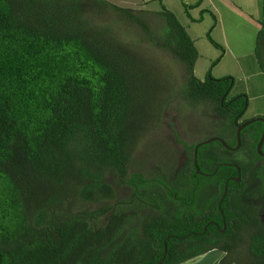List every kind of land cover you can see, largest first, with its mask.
Segmentation results:
<instances>
[{
	"label": "trees",
	"instance_id": "1",
	"mask_svg": "<svg viewBox=\"0 0 264 264\" xmlns=\"http://www.w3.org/2000/svg\"><path fill=\"white\" fill-rule=\"evenodd\" d=\"M93 6L85 10L73 0H0V264H182L219 243L214 228L203 233L212 218L210 211L196 208L199 188L174 186L168 174L130 171L140 141L136 131L146 123L136 122L144 64L116 35L114 17L140 27L150 42L184 65L181 98L192 107L209 105L220 137L230 145L248 96L228 99L235 83L231 76L215 79L209 73L204 81L195 76L196 42L171 10L163 6L158 12L165 23L158 36L143 10L108 0H95ZM201 13L211 14L217 24L211 10ZM206 37L224 53L210 31ZM255 54L264 72V28ZM262 133L261 125L250 148H256ZM196 144L186 145L187 166L193 169ZM213 145L198 150L201 172L212 173L217 162L232 155L228 150L215 155ZM207 156L214 162L205 164ZM232 158L243 173L253 166ZM189 171L205 186L224 170L214 177ZM109 174L127 189L124 199ZM91 203L98 207H83ZM233 241L220 250L230 254L220 264L237 263L232 252L241 241ZM251 248L264 254V238L252 239Z\"/></svg>",
	"mask_w": 264,
	"mask_h": 264
},
{
	"label": "rangeland",
	"instance_id": "2",
	"mask_svg": "<svg viewBox=\"0 0 264 264\" xmlns=\"http://www.w3.org/2000/svg\"><path fill=\"white\" fill-rule=\"evenodd\" d=\"M62 1V0H54ZM64 1V0H63ZM90 10L94 7L95 0H73ZM118 6L145 11L147 21L156 35H161L165 31V23L158 15L163 6L176 14L179 21L188 29L192 27V35L200 40L201 52L205 59H201L196 70V77L204 81L210 73L215 79H221L223 73L229 65H232V77L234 87L229 98L234 97L243 89L249 90L251 95L264 93V76H251L238 72V66L232 59H225L221 49L214 47L205 36L206 31L212 38L221 44L218 29L215 28L214 18L211 14H202L203 7L189 9L195 6L199 0H108ZM187 6V7H186ZM95 10V9H93ZM188 10V11H187ZM108 17V16H107ZM109 18V17H108ZM192 19H202L201 22L194 23ZM104 24H109L108 20H102ZM117 27L114 30L118 38L129 43L132 48L142 58L144 72L142 78L144 85L141 90L140 107L136 112L138 125L145 127L136 131L135 138L139 139L136 145L130 171L142 172L148 177L157 174H168L173 176L176 170H153L156 168L165 169L172 165V157L176 156V166L179 164L178 155L183 150V146L175 142V137H179L187 145L204 142L211 137H220L221 130L215 124V117L211 113L209 105H198L192 107L181 98L179 91L185 83L184 65L180 63L174 55L167 50L156 47L147 39L146 34L135 24L129 23L120 17H114ZM216 33H214V32ZM203 43V44H202ZM204 45L206 48H204ZM218 55V56H217ZM213 59V60H212ZM206 60L211 66L212 72L205 73ZM211 61V62H210ZM262 80V81H261ZM261 81V83H260ZM242 120H251L259 116H264V97L254 99L249 102L247 111ZM177 134V135H176ZM178 138V139H179ZM179 139V141H180ZM184 143V144H185ZM185 144V145H186ZM180 156V155H179ZM245 155H237L244 159ZM118 191V197L124 199L127 189L120 187L118 177L108 175ZM84 208L96 209V203L84 204ZM221 255L220 251H211L205 256L204 263L217 259Z\"/></svg>",
	"mask_w": 264,
	"mask_h": 264
},
{
	"label": "flooded vegetation",
	"instance_id": "3",
	"mask_svg": "<svg viewBox=\"0 0 264 264\" xmlns=\"http://www.w3.org/2000/svg\"><path fill=\"white\" fill-rule=\"evenodd\" d=\"M228 99L230 100L231 98L228 97ZM244 114L239 120L240 125L249 121L242 120L245 116ZM259 117L264 118V116ZM261 125L264 130L263 122H255L247 126L243 131L246 129H248V131L241 132V146L239 149L237 151L228 150V152L232 154L230 155L231 157H229L227 161L217 162L218 165L214 168L212 173L204 171H200L202 174L198 173L204 177H214L220 170H224L221 175L205 184V186H200V184L193 180L194 175L191 171H189L190 173L186 172V170L198 169L196 167V169H193L191 166H187V163L190 162V153L187 150V144L178 136L175 137V142L184 147L179 154L180 156L178 155L177 157L179 159V164L176 166V156H173L172 165L170 167H166L165 169H153L176 170L170 180L174 183V186H178L177 184H179L182 186V189L187 187L199 188V198L195 201L196 208L200 213L210 211L212 218L206 222L203 233L207 232V228H214L219 235L218 244L210 243V245L214 247L211 251L222 250L223 247L233 244V239L240 240L241 242L236 244L232 252V256L235 262H237L236 264H264V254L257 255L251 248L252 239L256 237L264 238V157L261 156L257 150L258 144L255 149L249 147V144L254 142L253 137L256 136ZM244 140H246V144H244ZM224 141L228 146L232 148L236 147L237 134L236 142H232V145L228 144L226 140ZM215 143L217 145L212 146L213 150L216 151L215 155H219L220 153L222 155L223 150L227 149L220 142H213L210 144ZM261 152L264 153V144L261 148ZM240 154L245 155L242 160H248L249 164H253V166H249V168L245 169L247 171L244 173L243 168L240 166V162L232 158V156ZM211 162H214L212 156H207L204 159L205 164ZM199 170H201L200 167ZM204 170L209 169L205 168ZM236 179H238V181ZM181 202L184 205L192 206V202ZM196 235H202V233H196ZM222 253L224 254V258L220 262L230 256L228 251H222Z\"/></svg>",
	"mask_w": 264,
	"mask_h": 264
},
{
	"label": "crops",
	"instance_id": "4",
	"mask_svg": "<svg viewBox=\"0 0 264 264\" xmlns=\"http://www.w3.org/2000/svg\"><path fill=\"white\" fill-rule=\"evenodd\" d=\"M201 2L202 4L200 7L211 10L217 16V24L215 25V28L218 29V34L214 31L213 32L216 36H219L221 44L225 48L223 57L225 59L230 58L234 60L235 65L238 66V72L250 75V77H263L264 72L261 71L258 64L255 49L257 35L259 31L264 28V0H201ZM189 28L191 37L196 42L200 54L195 65L196 75L197 66L201 59H205V55L201 52L200 47V40L202 38L200 37L199 39H196L193 37L192 27ZM207 33L208 32L206 31L205 36ZM204 48H206L205 45ZM206 62L208 61L206 60ZM206 66L204 72H212L210 71L211 66L209 67V62ZM233 68L232 65H229L228 68L223 70V75L232 77L231 74H233ZM239 94H246L250 103L254 99H261V97H264V93L260 95H251L249 90L243 91V89L240 93H237V95ZM210 253L211 251L182 264H219L224 258V254L221 252L219 258L204 263L205 256H208Z\"/></svg>",
	"mask_w": 264,
	"mask_h": 264
},
{
	"label": "water",
	"instance_id": "5",
	"mask_svg": "<svg viewBox=\"0 0 264 264\" xmlns=\"http://www.w3.org/2000/svg\"><path fill=\"white\" fill-rule=\"evenodd\" d=\"M255 122H263L264 123V118L262 117H256L254 119H251L245 123H243L242 125L239 126L238 130H237V146L232 148L230 146H228L226 144V142L224 140H222L221 138L219 137H211L209 138L208 140L204 141V142H200L199 144H197V146L195 147V166L196 168L198 169V173L199 174H202L199 170V166H198V162H197V157H198V149L200 146L202 145H207V144H210V143H213V142H220L227 150H230V151H237L239 149V147L241 146V132L247 127L249 126L250 124L252 123H255ZM264 144V130H263V133H262V136L259 140V143H258V146H257V150L259 152V154L261 156L264 157V153L261 152V148ZM238 181V179H236ZM227 187V186H226ZM227 190V188H226ZM164 248H165V252H164V257L163 259L166 257V254H167V246H166V242L164 243ZM162 259V261H163Z\"/></svg>",
	"mask_w": 264,
	"mask_h": 264
}]
</instances>
